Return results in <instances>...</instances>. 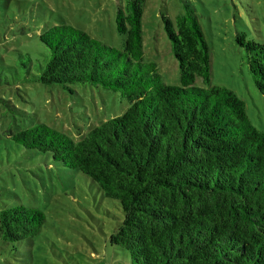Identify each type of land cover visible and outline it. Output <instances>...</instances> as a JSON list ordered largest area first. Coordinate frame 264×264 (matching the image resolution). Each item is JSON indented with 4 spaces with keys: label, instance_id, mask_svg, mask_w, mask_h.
<instances>
[{
    "label": "trees",
    "instance_id": "1",
    "mask_svg": "<svg viewBox=\"0 0 264 264\" xmlns=\"http://www.w3.org/2000/svg\"><path fill=\"white\" fill-rule=\"evenodd\" d=\"M163 31L179 86L143 61L142 1L120 0L118 50L60 23L36 36L35 56L0 60V88L40 84L71 93L100 87L128 107L77 142L2 101L9 140L86 177L122 213L108 237L130 264H264V132L229 89L211 84L210 55L192 5ZM257 91L264 94V42L235 36ZM200 79L206 87L195 85ZM35 208L0 210V241L29 242L44 224Z\"/></svg>",
    "mask_w": 264,
    "mask_h": 264
},
{
    "label": "rangeland",
    "instance_id": "2",
    "mask_svg": "<svg viewBox=\"0 0 264 264\" xmlns=\"http://www.w3.org/2000/svg\"><path fill=\"white\" fill-rule=\"evenodd\" d=\"M120 0H0V60L13 63L15 51L35 56L36 36L64 23L115 49L123 37L115 29ZM142 1L143 61L154 63L163 83L179 86L177 63L163 31L161 16L172 22L182 13L180 0ZM194 8L210 55V82L231 90L244 105L251 125L264 132V94L257 91L237 33L264 42V0H185ZM195 85L206 87L200 79ZM28 84L0 88V210L35 208L44 224L29 242L0 241V264H130L128 255L108 242L122 213L102 198L81 173L51 163L36 151L11 142L2 101L43 124L80 141L91 129L120 116L128 104L100 87ZM86 182H85V181Z\"/></svg>",
    "mask_w": 264,
    "mask_h": 264
}]
</instances>
